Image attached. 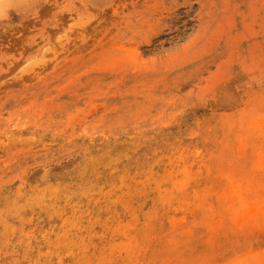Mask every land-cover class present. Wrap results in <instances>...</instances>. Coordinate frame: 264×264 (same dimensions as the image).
Returning a JSON list of instances; mask_svg holds the SVG:
<instances>
[{
	"label": "rangeland",
	"instance_id": "rangeland-1",
	"mask_svg": "<svg viewBox=\"0 0 264 264\" xmlns=\"http://www.w3.org/2000/svg\"><path fill=\"white\" fill-rule=\"evenodd\" d=\"M0 6V264H264V0Z\"/></svg>",
	"mask_w": 264,
	"mask_h": 264
},
{
	"label": "bare ground",
	"instance_id": "bare-ground-1",
	"mask_svg": "<svg viewBox=\"0 0 264 264\" xmlns=\"http://www.w3.org/2000/svg\"><path fill=\"white\" fill-rule=\"evenodd\" d=\"M5 9V7L4 8H2V6H0V11H2V10H4Z\"/></svg>",
	"mask_w": 264,
	"mask_h": 264
}]
</instances>
